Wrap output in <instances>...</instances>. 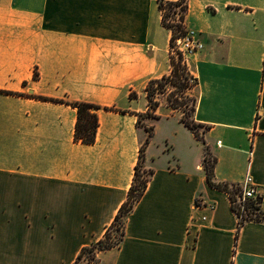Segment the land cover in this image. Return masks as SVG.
<instances>
[{"label":"crops","instance_id":"0c3cea01","mask_svg":"<svg viewBox=\"0 0 264 264\" xmlns=\"http://www.w3.org/2000/svg\"><path fill=\"white\" fill-rule=\"evenodd\" d=\"M183 22L204 43L189 61L204 142L168 93L140 119L172 71L159 0H0V264H74L127 201L143 146L147 189L90 264H264V221L239 230L205 171L208 148L215 183L249 173L264 192V0H188ZM74 102L100 108L95 144L75 140Z\"/></svg>","mask_w":264,"mask_h":264},{"label":"trees","instance_id":"16d2710c","mask_svg":"<svg viewBox=\"0 0 264 264\" xmlns=\"http://www.w3.org/2000/svg\"><path fill=\"white\" fill-rule=\"evenodd\" d=\"M160 9L163 13V24L172 30L171 37V48H175L176 40L184 33V27L182 21L185 19V14L188 9V0H179L177 2H170L166 0H159ZM181 10L180 20L176 21L175 14L178 13L177 9ZM182 55L178 52L171 55V74L162 77L161 79H153L149 82L147 87V96L149 100V112L146 115H140V119L147 117L159 118L155 115L159 103L156 100L158 94L168 93V102L171 108L174 110H181L183 107H187L185 100L187 96H184L188 90L194 89L198 85V79L195 77V83L190 84L191 78L190 71L187 65L182 63ZM171 87V91L167 92L168 88ZM40 99L47 100L46 98L39 97ZM64 102V101H62ZM77 109L78 118L75 128V140L84 144L92 145L95 144L97 138V132L99 128V116L98 106L84 102L68 103ZM197 98L192 97V105L188 111L184 110L182 121L193 130L197 138L204 142V139L200 133L202 125L198 124L194 120V114L196 111ZM109 109V108H108ZM139 119V123H140ZM150 135L153 134V128L148 129ZM145 154V146L142 147L140 153L139 163L136 166L135 176L133 184L129 190L128 199L120 208L114 222L107 228L103 239L98 241L96 244L84 248L78 259L74 264L85 259L86 255L89 254L90 258L88 263H95L97 261L96 253L100 251L109 250L119 245L125 235V219L133 210L135 204L143 197L148 183L150 173L143 171V160ZM217 159L213 158L209 149L207 148V154L205 158V171L207 174V181L211 187L225 191L231 200L233 211L239 218V230L240 228L249 221H264V211L261 207L255 205L252 201L246 202V211L241 209L235 204L237 201V195L239 189L236 185L222 184L214 182V168ZM147 174V177L143 174ZM114 232L116 234L114 235Z\"/></svg>","mask_w":264,"mask_h":264},{"label":"built area","instance_id":"2783aa9c","mask_svg":"<svg viewBox=\"0 0 264 264\" xmlns=\"http://www.w3.org/2000/svg\"><path fill=\"white\" fill-rule=\"evenodd\" d=\"M177 11L178 13L175 14L176 21L181 22L180 8L177 9ZM183 21L182 25L184 27V33L176 40L175 48L172 50V52L176 56L179 52L182 55V63L184 65H187L188 67L189 58L193 55L200 53L204 49V43L194 31L188 30L185 27ZM190 74L191 78L189 80V83L194 84L195 76L191 72ZM236 187L239 189V194L237 195V201L235 202V204L241 209V211H246L247 201H252L255 203V205L259 207L264 204V192L261 191L260 187L253 182V178L249 173L246 175L245 179L240 184L236 185Z\"/></svg>","mask_w":264,"mask_h":264},{"label":"rangeland","instance_id":"374dc122","mask_svg":"<svg viewBox=\"0 0 264 264\" xmlns=\"http://www.w3.org/2000/svg\"><path fill=\"white\" fill-rule=\"evenodd\" d=\"M190 59H191V57L189 58V61H190ZM189 67V66H188ZM171 87H169L168 88V90H167V92H170L171 91ZM194 89H191V90H188L187 92H186V94L184 95V96H187V99L185 100V102H186V104H187V107H183V108H181V113H183L184 112V110H186V111H188L189 109H190V107H191V105H192V97H195V93H194V91H193ZM144 176H146L147 177V174H143ZM149 177V176H148ZM116 234V232H114V235ZM89 258H90V256H89V254H87L86 255V257H85V259H83V260H81L80 262H79V264H88V260H89Z\"/></svg>","mask_w":264,"mask_h":264}]
</instances>
